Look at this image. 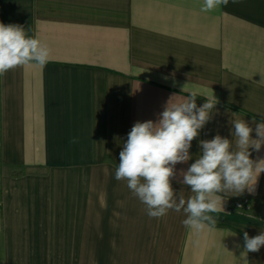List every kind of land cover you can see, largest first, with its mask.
I'll list each match as a JSON object with an SVG mask.
<instances>
[{
	"label": "crops",
	"instance_id": "crops-1",
	"mask_svg": "<svg viewBox=\"0 0 264 264\" xmlns=\"http://www.w3.org/2000/svg\"><path fill=\"white\" fill-rule=\"evenodd\" d=\"M202 5L0 0V23L50 49L45 66L0 76V264H264V246L245 252L243 240L264 231V173L254 193L224 196L202 232L184 226L183 211L150 218L115 179L133 125L156 121L173 95L218 101L192 159L176 165L172 186L185 198L180 173L199 141L233 140L232 120L255 128L264 115V0ZM250 151L264 159V146Z\"/></svg>",
	"mask_w": 264,
	"mask_h": 264
},
{
	"label": "clouds",
	"instance_id": "clouds-1",
	"mask_svg": "<svg viewBox=\"0 0 264 264\" xmlns=\"http://www.w3.org/2000/svg\"><path fill=\"white\" fill-rule=\"evenodd\" d=\"M228 3L229 0H203L201 11H213ZM49 58V47L28 36L24 27L0 23V76L32 63L43 67ZM176 96L168 100L156 121H137L133 125L119 153L115 179L127 182L150 218L159 219L169 210L183 211L184 226L202 232L215 227L217 220L211 213L224 211V196L240 195L246 190L254 193L258 177L264 173V159L253 160L250 149L259 152L264 146V115H260V122L253 117L255 128L244 119L232 120L233 140L217 134L199 141V156L180 173L179 183L190 187L192 193L185 198L183 190L177 194L172 186L176 165L192 159V141L210 120L218 101L215 96L206 98L198 107V91L178 101L173 99ZM243 240L245 252H258L264 246V231L254 237L245 231Z\"/></svg>",
	"mask_w": 264,
	"mask_h": 264
},
{
	"label": "built area",
	"instance_id": "built-area-1",
	"mask_svg": "<svg viewBox=\"0 0 264 264\" xmlns=\"http://www.w3.org/2000/svg\"><path fill=\"white\" fill-rule=\"evenodd\" d=\"M243 204H246V202L244 201L242 204H237V206H236V207L239 209V208H241V207H242V205H243Z\"/></svg>",
	"mask_w": 264,
	"mask_h": 264
}]
</instances>
